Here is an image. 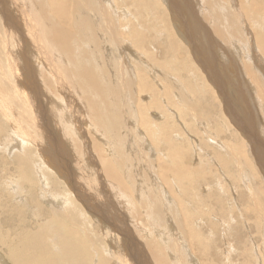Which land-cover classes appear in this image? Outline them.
<instances>
[{
  "label": "rangeland",
  "instance_id": "rangeland-1",
  "mask_svg": "<svg viewBox=\"0 0 264 264\" xmlns=\"http://www.w3.org/2000/svg\"><path fill=\"white\" fill-rule=\"evenodd\" d=\"M0 1V264H264V0H142L140 10L136 0H39L72 52L61 62L24 0ZM15 48L25 79L6 58ZM143 61L154 96L139 88ZM96 79L105 88L101 115L88 107ZM61 90L73 111L63 110ZM152 98L160 107L148 105ZM64 125L81 133L66 130L61 145ZM31 136L69 152L71 172L86 155L92 164L56 191L42 151L45 166L32 173L40 152ZM103 162L128 189L96 177ZM47 188L64 203L40 198ZM101 201L111 215L99 221L87 207ZM74 227L98 256L80 258L68 241Z\"/></svg>",
  "mask_w": 264,
  "mask_h": 264
},
{
  "label": "bare ground",
  "instance_id": "bare-ground-1",
  "mask_svg": "<svg viewBox=\"0 0 264 264\" xmlns=\"http://www.w3.org/2000/svg\"><path fill=\"white\" fill-rule=\"evenodd\" d=\"M8 0H5V4H8L9 2H7ZM14 2H15V0H13ZM217 1H219V0H217ZM24 2H25V5H26V7H27V9H28V12L31 14V16L32 17H34V22L36 23V25L38 26V28H39V31H40V35H41V38H42V40L44 41V43H46V44H48L51 48H52V51L50 52V53H52L51 55L52 56H56V58L55 59H57V61L58 62H61L62 60H63V55L68 59V58H70V60H71V58H72V52H71V50L69 49V47H67V46H65L64 44H63V42H64V40L66 39V36L64 35V34H62V33H58L57 32V29L56 28H54L53 29V26H52V18H50V17H48V16H45V15H43V14H41V8H40V3H39V0H24ZM85 2L87 3V1L85 0ZM134 3H135V5L137 6V9H139L140 10V5H141V2H142V0H136V1H133ZM213 3H214V1H212ZM215 2H216V0H215ZM13 3V2H12ZM219 3V2H218ZM0 4L1 5H4V2H2V1H0ZM14 4V3H13ZM37 4H39V6L37 5ZM9 5V4H8ZM10 6V5H9ZM80 5H79V3L78 2H76V7H79ZM5 8H6V10L8 11V8H7V6L5 5ZM218 10V9H217ZM220 10V9H219ZM208 11V10H207ZM214 11V10H213ZM215 13V12H214ZM234 14V13H233ZM22 15V14H21ZM224 15V14H223ZM201 16V15H200ZM222 17V16H221ZM220 17V18H221ZM225 17V16H224ZM216 18V17H215ZM237 18V17H236ZM103 18L101 17L99 20H102ZM229 19V18H228ZM219 20V19H218ZM225 23H226V17H225ZM223 20V21H224ZM93 21H95V19H92L91 20V22L90 23H92ZM221 21V20H220ZM235 21H236V19H235ZM216 22H217V20H216ZM215 22V23H216ZM231 22H232V20H231ZM102 23H104V20L102 21ZM218 23H219V21H218ZM235 23V22H234ZM231 24V23H230ZM219 25V24H218ZM229 25V24H228ZM217 26V25H216ZM223 26V25H222ZM232 26V25H231ZM230 27V26H229ZM181 28V27H180ZM124 29H126L125 27H124ZM179 29V28H178ZM225 29H227V28H225ZM233 29V28H232ZM180 31H182L181 29H179ZM222 30V29H221ZM237 31V30H236ZM239 32V31H238ZM227 34V33H226ZM229 35V34H228ZM232 37H234V38H232L233 40H236V38H238L237 36L235 37V36H232ZM18 38H20V39H22V40H19L20 41V43H21V41H23V46H24V48L25 47H28V50L26 49V51L28 52H32L33 50H35V48H33L32 46H31V41H30V39L27 37V36H25V35H21V37H18ZM137 42L138 43H142V40L140 39V38H137ZM17 43V42H16ZM140 44H138V46H140ZM15 45H17V44H15ZM19 45V44H18ZM22 45V44H21ZM22 46V47H23ZM130 46V45H129ZM171 46H172V50H171V53L172 54H177V49H176V47H175V45L173 44V43H171ZM22 47H20L19 46V48H22ZM19 48H15V50H14V52L13 51H11V52H9V53H7V59L9 60V63H16L17 62V57H16V52L18 53V50H19ZM23 48V49H24ZM132 48L134 49V46L132 45ZM131 48V46H130V50L132 49ZM110 49V48H109ZM28 52V53H29ZM34 52V51H33ZM132 52H134L133 50H132ZM27 53V54H28ZM97 53V52H96ZM63 54V55H62ZM29 55H30V53H29ZM100 54L99 53H97V56L96 57H98ZM135 56V55H134ZM18 58H19V56H18ZM44 58H46V57H44ZM137 58H138V60L139 59H141L142 57H139V56H137ZM98 63L100 62V61H102V59H100L99 57H98ZM20 60H22L21 59V57H20ZM46 61H47V59H45ZM53 60H54V58H53ZM144 60V59H143ZM23 62V61H22ZM48 62H50V61H48ZM54 62H55V60H54ZM110 62H112V61H110ZM144 62V61H143ZM43 63H45V62H43ZM13 64V65H14ZM45 64H47V63H45ZM49 64V63H48ZM57 64V63H56ZM112 64V63H111ZM114 65H116V63H113ZM11 65V64H10ZM49 65H51V64H49ZM49 65H47V66H49ZM53 65H54V63H53ZM53 65H52V67H53ZM61 65V64H60ZM9 66V65H8ZM16 64L14 65V67H11L12 69L11 70H13V68L14 69H16V70H23V73H22V76L24 77V79H25V77H27V76H25V70L22 68H20V69H17L16 68ZM59 65H56L53 69V73H55L56 72V77L55 78H57L56 80L60 83V87L61 88H66L64 85H63V83H64V81H61V78L59 77V73L61 72L60 71V68L58 67ZM142 66H144V67H142ZM6 67H7V65H6ZM10 67V66H9ZM51 67V66H50ZM49 67V68H50ZM141 67L144 69V72H143V74L142 73H140V75H139V78H140V80L143 82H139V88H140V91H144V92H147V93H151L153 96L155 95V92L153 91V90H155L153 87H152V85L148 82V78H150V71H151V67L146 63V62H144V63H142V65H141ZM147 67V68H146ZM7 70V69H6ZM9 71H10V69H8ZM51 71V70H50ZM6 72H8V71H6ZM6 72L4 71V73L6 74ZM28 72V71H27ZM107 72V71H106ZM12 73V72H11ZM31 73H33V72H31ZM69 73H70V75L72 76V72L69 70ZM8 74V73H7ZM20 74H21V72L18 74L19 76H20ZM102 74H103V76H101V77H104V78H106L107 76L106 75H104L105 74V72H103L102 71ZM9 75V74H8ZM13 75V74H12ZM61 75V74H60ZM10 76V75H9ZM30 76V75H29ZM30 77H32V75L30 76ZM21 78V77H20ZM10 79H12V78H10ZM30 79V78H29ZM119 79V78H118ZM6 81L8 82V80L6 79ZM16 81V80H15ZM6 82V83H7ZM12 82H13V79H12ZM123 82V81H122ZM18 83V82H17ZM20 83V82H19ZM57 84V83H56ZM8 85H9V83H8ZM7 85V86H8ZM13 85H15V83L13 84ZM10 86V85H9ZM15 86H20V85H15ZM93 86H94V98H92L91 97V100H90V103L88 104V107L90 108V107H92V111H93V113L94 114H96V115H101L102 114V112H103V110H104V108L106 107V98H105V88L103 87V86H100V82H99V80L98 79H96L95 81H94V83H93ZM13 87V86H12ZM17 87H15V88H17ZM21 87V86H20ZM59 87V88H60ZM77 88H78V91L80 90V88H79V86L77 85ZM19 90H21V88H18ZM12 90V89H11ZM49 90V89H48ZM47 90V91H48ZM13 92H14V90H12ZM28 91V90H27ZM51 91H52V89H51ZM57 91V90H56ZM59 91V90H58ZM62 92H63V90H61ZM61 91L59 92V93H61ZM15 94L17 95V93L15 92ZM50 94V93H49ZM63 94H66V92H63ZM62 94V95H63ZM19 95V94H18ZM17 95V96H18ZM59 95H61V94H59ZM68 96V97H67ZM14 97V96H13ZM49 97V96H48ZM66 97H67V101H66V103H67V105H65L66 107H63V110H66V108H67V106H68V110H70V111H73V109H74V106L73 105H70L69 104V98L71 97V95H67L66 94ZM15 98V97H14ZM19 98V97H18ZM17 99V98H16ZM20 99V98H19ZM26 99H27V102H26ZM54 99V98H53ZM57 99V98H56ZM50 102H51V100L50 99H48ZM47 100V101H48ZM17 101H18V99H17ZM56 101V100H55ZM53 102V101H52ZM51 102V103H52ZM59 102V101H58ZM74 102V101H73ZM49 103V102H48ZM63 103V102H62ZM83 103V102H82ZM20 104H22L23 106H21V107H25V108H27L28 109V107H29V110H31L30 109V106H29V98H25L24 100L22 99V97H21V101H20ZM19 104V105H20ZM53 104H55V103H53ZM60 104V103H59ZM64 104V103H63ZM62 104V105H63ZM49 105H50V103H49ZM58 105V103H56V106ZM61 105V104H60ZM148 105H150V107H153L154 105L158 108V107H160V104L159 103H156V99L155 98H152L150 101H148ZM51 106V105H50ZM53 106V105H52ZM62 107V106H61ZM60 107V108H61ZM76 107H77V105H76ZM84 107V106H83ZM3 108V107H2ZM58 109H60L59 108V106L57 107ZM47 109V108H46ZM55 109V108H54ZM76 109V108H75ZM145 108H143V107H140L139 106V114H140V117H141V120H140V125H144V116H143V110H144ZM1 110V109H0ZM49 111H51V109H48ZM79 110V109H78ZM85 110V109H84ZM55 111H56V109H55ZM82 111V110H81ZM86 111V110H85ZM64 112V111H63ZM68 112V111H67ZM52 113H53V111H52ZM80 113V112H79ZM2 114H4V113H2ZM57 115H59V113L57 114ZM65 116H69V114L68 113H66V115ZM81 116V115H80ZM99 119L101 118V116H99L98 117ZM94 122H96L97 123V120H94V119H92ZM80 121V120H79ZM100 121V120H99ZM76 122H78V121H76ZM101 122V121H100ZM128 122H130V124H131V120H129ZM132 125V124H131ZM133 126V125H132ZM156 126H157V123H155L154 122V126H153V128H154V131L155 132H157L156 131ZM130 127V126H129ZM130 128H132V127H130ZM61 129V131H63V132H59V131H57V133H60V135L59 136H57L59 139H60V144L62 145V143H63V141H62V137H63V134L61 135V133H64L66 130H72L76 135H79L81 132H79V129L77 128V127H73V126H71V125H69L68 127L66 126V125H64L62 128H60ZM73 129H75V130H73ZM58 130V129H57ZM147 132L149 133V129H147ZM83 133V132H82ZM14 134H16V130H14ZM25 134V133H24ZM134 134H135V131H132V132H130L129 134H126V139L127 138H129L127 141H128V143H129V145H130V147H131V149L132 150H135V148L136 147H133V143H135V145H136V142H135V140H133V137H134ZM67 136L68 137H70L71 135H69V134H67ZM29 141H30V143H31V145L33 146V148H35L37 151H39L40 152V154H39V164L38 163H35V165L33 164V166H32V173H34V169H36V172H37V174L38 175H40L39 174V172H40V169H42L43 167L42 166H45L43 163H42V159H41V151L44 153V154H42V158H43V160H44V162L47 164V166L48 167H50V168H52L56 173H57V176H56V178H55V181L52 183V187L54 188V190H56V191H58V190H61V188H62V186L63 185H66L67 187H68V189H69V187L70 186H72V183H71V181H70V177H72L73 175L74 176H79V172H80V170H85L84 168H86V167H90V165L92 164V161L88 158V155H86V157H85V160H84V162H83V164L81 165V166H77V167H75V168H73V170H72V172L69 170V168L68 167H70L71 166V164H72V160H71V158H70V153L69 152H66V153H61V150H58V149H52V147H51V145L50 144H45V143H43V147L41 146V142H39L38 140H37V138L36 137H34V136H31V137H29ZM48 150H51L52 151V154L51 155H47V151ZM75 150H77V148H75ZM125 155V154H124ZM125 156H127V155H125ZM125 159V158H124ZM129 160V159H128ZM173 171L175 172V173H179L180 171H181V168H180V166L179 165H176L175 167H174V169H173ZM91 173V172H90ZM96 177L97 178H100L101 179V181H102V179L105 177V178H107V179H110V180H112L113 182H116V183H119V185H120V188H121V190H126V189H128V187H127V184L125 183V181L122 179V177H121V175L120 174H118L112 167H111V165H109V164H107L106 162H103L102 163V168L100 167L98 170H97V172H96ZM180 178L182 177V176H179ZM61 179L63 180V183H62V181H61ZM101 186V185H100ZM102 187V186H101ZM102 189H104V188H102ZM105 190V189H104ZM127 193V192H126ZM141 194V193H140ZM39 195H40V198H43V199H46V198H48V199H50L49 197L50 196H54V201H55V203L57 204V206L58 205H60V204H62V203H64V200H63V198L61 197V196H59L58 194H56V193H51V191L49 190V188H47V189H45L44 191H40V193H39ZM128 195V194H127ZM126 197V196H125ZM149 197H146L145 199L146 200H148V205L151 207V205H150V203H149V199H148ZM120 199H122L121 201H123V198H120ZM124 200H125V198H124ZM127 201H128V199H126ZM116 201V200H115ZM117 201H119V200H117ZM77 202H79L78 201V199H76V198H74V201L73 202H71V204L72 205H76V203ZM120 203V202H119ZM124 203V202H123ZM121 204V203H120ZM125 205H126V203H125ZM119 206V205H118ZM127 206V205H126ZM149 206H148V209H149ZM107 207H108V205L107 204H105V203H103L102 201L101 202H99L98 204H89L88 205V207H87V211L88 212H90V213H92L93 215H94V217L95 218H97L99 221L101 220L100 219V217L102 216V215H105V216H109V215H111V211L110 210H108L107 209ZM120 207H121V205H120ZM98 215H101L100 217H98ZM104 224V223H103ZM81 231H84V230H81ZM81 231H78L75 227H74V234L68 239V241L70 242V243H72L73 244V246H74V248L76 249V251H77V253H78V255L80 256V258H83V259H85V260H87L88 259V257H95V256H98L99 255V252L98 251H95L94 252V254L93 255H90V253H89V248H88V244H87V242H86V240H85V238H83L82 237V234H81ZM154 231V230H153ZM156 231V230H155ZM158 232V231H157ZM71 232H58L57 233V236L59 237V238H61V237H65V236H67V235H69ZM110 237H111V235L109 236V238L107 239V240H109V242H111V239H110ZM37 244V239L36 238H34V244H32L31 246H28V247H30V249L29 250H31V249H34V246ZM111 245H113V243L111 242ZM17 246H19V245H17ZM26 248V247H25ZM11 249H14V245L12 244V246H11ZM10 249V250H11ZM9 251V250H8ZM37 251H41L42 252V248L41 249H39V250H37ZM37 251H35V252H37ZM9 258H10V256H9ZM1 260V259H0ZM3 260V259H2ZM6 263V262H5Z\"/></svg>",
  "mask_w": 264,
  "mask_h": 264
}]
</instances>
